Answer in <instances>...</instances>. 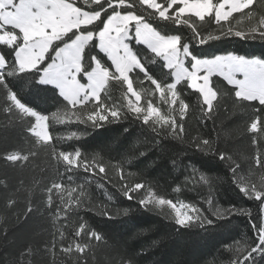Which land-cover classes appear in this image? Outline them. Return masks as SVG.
Masks as SVG:
<instances>
[{
    "label": "trees",
    "instance_id": "16d2710c",
    "mask_svg": "<svg viewBox=\"0 0 264 264\" xmlns=\"http://www.w3.org/2000/svg\"><path fill=\"white\" fill-rule=\"evenodd\" d=\"M162 2L158 0V3ZM216 2L213 0V3ZM128 3H132V0H126V5ZM136 5L140 12L147 7L140 6L139 0H136ZM76 6L84 10L96 7L84 5L83 0H77ZM118 11L127 14L123 9ZM249 11L251 16L245 14ZM261 18H264V0H253L249 9L233 13L228 21H221L220 24L225 28L231 26L233 32H247ZM101 19L107 21L103 11ZM150 22L162 34L181 35L182 45L188 43L190 52L197 58H212L211 55L224 51L264 58V41L257 39L229 37L198 45L192 38L193 28L202 36L219 35L220 24L215 22L214 15L206 16L204 21L192 16L189 25L182 22L179 25L156 20ZM81 27H87L97 34L103 29V24L97 20L93 25ZM16 32L17 43L22 45V34H19V30ZM129 44L144 69L134 68L129 73L133 90L140 99L135 100L133 94L128 92L127 83L110 78L100 93V100L119 107L121 114L126 116L115 123L90 129L87 136L80 135L84 126L78 117L81 111L86 114L99 101L92 98L87 107L68 104L54 85L39 82V73L35 71L5 75L7 89L0 87V264H77V261L78 264H128L125 257L133 258L135 264H232V261L242 260L250 247L259 242V232L253 225L264 224V211H261L260 201L254 196L249 198L239 191L229 165L240 166L238 174L245 178L243 186H264V168L256 164L258 159L264 157V132L259 130L262 125L257 119L260 114L256 111L260 105L258 102L234 103L235 86L228 85L218 74L211 77V86L217 93L212 109L204 105L198 92L188 87L190 82L186 78L177 83L178 95L176 102L172 103L171 93L167 92L166 87L163 93L158 91L148 76L166 86L174 83L173 70L166 67L162 55L157 56L147 45L138 43L133 31ZM0 55L5 56L11 68L15 59L14 46L0 43ZM93 55L101 61L102 66L108 67L111 77L115 67L109 56L100 49L97 37H93L85 46V70L91 68ZM190 61L191 56H187V68H191ZM82 75L79 74V78L86 83L87 79ZM7 90L15 93L26 107L48 115L52 139L47 145L33 132L35 117L19 109L8 111L3 97ZM181 100L188 105L183 117L180 116ZM130 101L142 109L151 103L169 121L179 123L182 119L184 131L174 136L170 130L165 135L164 129L168 125L164 124L161 128V122L156 123L159 131L152 132L143 124L142 118L138 120L131 113ZM155 120L156 117H153L150 122ZM254 120L258 126L256 132L251 130ZM74 132L76 136L72 135ZM138 139L144 143L136 144V153L142 152L144 155L130 157L128 165L115 167L120 164V157ZM196 139H200L201 143L209 140L210 145L201 151L194 144ZM110 144L113 147L109 156L97 155L98 149ZM53 146L57 152L69 153L81 147L82 157L76 158L77 164L73 166L78 170L66 171V162L62 158H54ZM220 153L230 159H219ZM12 154L22 158L19 161L7 160L6 156ZM25 156L27 160L23 159ZM85 156L94 165L97 160H103L107 177L99 173L98 166L88 172L80 168L79 159ZM69 176L72 177L71 181ZM121 177L124 179L121 180ZM54 181L61 183L62 187L75 188L73 196L79 197L83 203L73 200L63 205L64 211L57 216L60 198L55 190L52 193L53 205L46 203L49 195L47 189ZM86 181L87 187L81 192ZM97 181L103 187H98ZM136 182L144 185V188L130 193L133 199L128 200L119 191L121 184L134 185ZM146 190L174 203L195 205L201 211L209 208L206 198H211L220 211L233 206L247 211L215 219L212 224L203 227L193 224L182 228L171 219L175 212L169 206L161 205L150 212L138 204ZM8 197L15 200L14 207L7 205ZM64 198L67 200V193ZM102 206L110 209L108 216H101L96 211L97 207ZM29 207L33 209L32 212L27 210ZM127 207L133 211L125 217L119 215ZM160 212L167 216L158 215ZM85 221L98 235L104 236L102 241L86 238L83 234L80 237L74 235L78 224ZM153 225L155 228L152 231L133 236L139 229ZM154 240L161 242L152 246ZM85 241L90 246H85ZM77 243L84 246V252L77 251ZM69 245L72 251L65 253L63 249ZM253 256L255 259L245 261V264H264V253L257 252Z\"/></svg>",
    "mask_w": 264,
    "mask_h": 264
},
{
    "label": "snow or ice",
    "instance_id": "6c2138e0",
    "mask_svg": "<svg viewBox=\"0 0 264 264\" xmlns=\"http://www.w3.org/2000/svg\"><path fill=\"white\" fill-rule=\"evenodd\" d=\"M77 0H0V30H3V34L0 35V43L8 46H14V64L11 68L8 67V63L4 55H0V87L7 89L5 82V75L12 76L15 73L25 72H38L39 82L54 85L59 94L63 97L68 104L84 105L87 107L90 99L94 98L99 103L94 104L85 114L81 111L78 119L81 125L84 127L80 132V135L87 136L90 129H96L102 127L105 123H115L116 121L124 118L126 114H121L119 107H113L107 105L104 101L100 100V92L107 84L110 78L122 80L127 83L128 92H133V84L129 79V73L134 68H139L143 71V65L141 61L137 59V55L134 54L127 43H124V39L128 37V22L135 21L134 33L138 43L147 45L149 49L157 56H164L167 61L166 67L168 69L182 68V72L175 73L177 83L182 78V75L190 81L188 87L198 92L202 98L204 105L208 109H212L213 101L217 97L216 91L209 86V78L215 73L223 77L228 85L235 86L234 97L236 98L234 103L243 102H258L260 108L256 109L259 120L262 127L259 129L264 132V58L261 57H246L236 54L232 51L219 52L211 55V59H198L189 50L188 43H181V35H166L157 30V27H153L150 22L152 20L172 22L179 25L181 22L184 25H189V21L192 16L198 17L200 21H204L205 17H213L217 24L221 21H228L229 17L233 13H240L244 9H249V6L253 4V0H217L213 3V0H163L162 3H158L157 0H139V5L147 7L144 12L137 10L136 0H132V3L126 5V0H83L84 5H95L96 7L90 10H84L81 6H76ZM107 5V8H105ZM123 9L127 14L121 15ZM110 10V14H109ZM151 10V11H149ZM102 11L107 16V22L101 19ZM147 13V16L145 15ZM191 14V15H187ZM251 16V12L245 13ZM99 20L103 24V30L99 31L98 36L100 39V49L107 52L112 64L115 66V72L109 73L108 67L101 65V61L97 59L95 55L91 57L92 66L87 68L84 62L85 46L89 41L93 40V30L88 29V25H93L94 21ZM120 20L123 22L122 26L117 25L115 31L117 37L108 35L113 30V22ZM98 27V25L96 26ZM74 29L76 31H74ZM22 34L23 46L17 43L18 33ZM33 31L41 34H47L51 38L47 41V46L41 50L38 47L40 37L33 36ZM193 31V39L197 41L198 45H205L213 41H219L221 39L236 37L240 39H257L264 41V18L259 19L258 23L254 27H250L247 32L237 30L233 32L231 26L225 28L223 24H220L219 35L202 36L195 28ZM80 33V34H78ZM120 34H123L122 36ZM54 42H59L55 43ZM63 44V47L60 45ZM179 45V48H178ZM51 48V52H50ZM123 48L124 56H119L120 49ZM180 49L184 57L191 56V69L189 72L186 68H183V60L180 59ZM25 53H27L25 55ZM54 53V55H53ZM46 54L47 59H46ZM26 56H31L29 61L25 60ZM47 60L51 62L48 63ZM59 61V63H57ZM175 61V63H174ZM93 62L95 66H93ZM75 63V67H73ZM75 74L73 79L69 75V70ZM204 70L205 75L198 76V73ZM77 74H83L87 77L88 83H79L77 80ZM116 74H119L118 76ZM81 77V78H82ZM242 77V78H239ZM151 83L156 86L158 91L163 93L164 87L167 92L171 93L172 103L176 102L177 98V83H169L166 86H162L157 83V80L148 76ZM202 80V83L199 82ZM133 95H136L133 93ZM4 97V104L7 106L8 111L13 109H19L22 113L28 116L35 117L36 123L34 128H39V131L35 132V135L39 137L46 145L51 141L52 137L49 135L45 121H48V115L39 114L33 111L31 108L26 107L17 98L16 94L10 90H7V94ZM139 95H136V100L139 101ZM7 101V103H5ZM183 100L180 101V116L183 117L184 109L187 108ZM129 109L131 113L140 120L142 118L143 124L147 125L152 132H158L156 123H161V128L164 124L168 125L167 129H164V134L168 135L171 130L172 135L178 136L180 132L184 131L183 120L179 123L176 121H169L166 116H161L159 110L151 103L147 105L146 109L137 107L129 102ZM153 117H156L154 122H150ZM257 122L254 120L251 123V130L257 131ZM76 136V133H72ZM144 143V141L136 140L131 146L128 152L124 153L120 157V164L115 166L117 168L126 166L129 163L130 157H137V155H144V153H136V144ZM194 144L199 146L201 151L205 147L210 145L209 140L196 139ZM113 145H107L98 149L97 155L103 154L109 156V152ZM53 156L56 159H61L66 162V171H77L73 166L77 164L76 158L82 157L81 147H77L74 153L66 151L57 152L55 146L52 147ZM22 157L18 154L7 155L6 159L9 161H19ZM23 159L27 160L25 156ZM219 159L226 161L230 157L224 153L219 154ZM256 164L261 168H264V157H261L256 161ZM99 168V173H104L107 177L105 163L103 160H97L96 164H92L88 157L85 156L79 159V167L85 172L92 170L93 168ZM232 175L235 178V184L239 187V191L246 197H255L257 201H260L261 211H264V186L257 188L255 184L250 186H243L245 184V178L238 174L239 165L232 167ZM102 177L101 179H104ZM72 177L69 176V181ZM124 177H121L123 180ZM98 187H103L99 181L96 182ZM87 187V181L85 186L81 188V192ZM144 188L139 182L132 184H121L119 191L128 200H132L133 197L130 193H136ZM53 190L55 194L59 196L60 201L57 207L59 211L56 215L59 216L60 212L64 211L63 205L75 200L77 203H83L79 197H74L73 193L76 192L75 188L69 189L62 187L59 182H52L51 186L47 189L49 193L46 203L52 206L54 203ZM65 193H67V200H65ZM111 199V197H109ZM206 203L209 208L205 211H201L195 205L181 204L179 207L170 199H163L155 194L146 190V194L139 198L138 204L144 207L146 210L153 212L158 206L167 205L174 212L175 216L171 219L174 220V224L180 227H188L189 225L205 226L212 224L215 219H224L233 213H243L247 210L243 208H237L235 206L231 208H225L220 211L216 203L211 198H206ZM7 205L9 207L15 206V200L12 197H8ZM32 212L33 209L29 207L27 209ZM39 211V208L36 209ZM96 211L101 216H108L110 209L107 206L97 207ZM133 211L129 207L124 208L122 213L123 217L128 216ZM194 213L190 215L189 212ZM158 215H165L166 213H157ZM211 216V219L209 218ZM195 219V223H193ZM259 232L258 243L250 247L248 254L243 259H237L232 261V264H245V261L254 260V253H264V224L259 226L253 225ZM155 226L139 229L133 236H141L144 233L152 231ZM83 234L86 238L90 237L96 241H102L103 235H98L97 231H93L91 225L87 222H81L78 224V229L74 235L80 237ZM163 239V238H162ZM161 240H154L152 246L159 244ZM85 246H90L87 241L83 242ZM78 252H84V246L81 243L76 244ZM65 253L72 251L71 245L64 248ZM86 254V252H85ZM128 264H135V261L131 257H125ZM79 260V258H78ZM78 264V261H77Z\"/></svg>",
    "mask_w": 264,
    "mask_h": 264
},
{
    "label": "rangeland",
    "instance_id": "374dc122",
    "mask_svg": "<svg viewBox=\"0 0 264 264\" xmlns=\"http://www.w3.org/2000/svg\"><path fill=\"white\" fill-rule=\"evenodd\" d=\"M157 2H158V0H157ZM122 16L123 15H125V14H121ZM107 22V21H106ZM122 24H123V22L122 21H120V20H117V21H114L113 22V30L108 34V35H110V36H112V37H117L118 36V34H117V32L115 31V28H116V26L117 25H121L122 26ZM134 27H135V21H129L128 22V37L127 38H125L124 39V43H127L128 45H129V49L133 52V50L131 49V47H130V44H129V39L132 37V31H133V35L135 36V33H134ZM103 29H101L100 31H102ZM99 33V32H98ZM98 33L97 34H95V33H93L94 34V36L93 37H97L98 38V42L100 43V39H99V36H98ZM3 34V31L2 30H0V35H2ZM33 36H37V37H40V39H39V43H38V47L41 49V50H43V48H45L46 46H47V41L51 38L50 36H48L47 34H41V33H39V32H36V31H33ZM121 36L123 35V34H120ZM136 38V37H135ZM21 46H23V44L21 45ZM61 47H63V46H61ZM99 47H100V44H99ZM178 48H179V45H178ZM107 55H108V53L107 52H105ZM134 53V52H133ZM27 53H25V55H26ZM135 54V53H134ZM118 55L119 56H124V50H123V48H121L120 49V51H119V53H118ZM109 56V55H108ZM163 57V56H162ZM110 58V57H109ZM31 59V56H26L25 57V60L26 61H29ZM137 59H139L138 57H137ZM180 59H182L183 60V65L185 66V59H186V57H184L183 56V53H182V49H180ZM198 59H211V58H198ZM140 60V59H139ZM166 62V61H165ZM57 63H59V61H57ZM174 63H175V61H174ZM114 65V64H113ZM94 66H95V64H94ZM73 67H75V63H73ZM115 67V66H114ZM186 67V66H185ZM184 67V68H185ZM187 68V67H186ZM190 70L192 71V69L190 68ZM190 71V72H191ZM174 72V71H173ZM177 72H182V68H176V70H175V73H177ZM175 73H174V75H175ZM206 73L204 72V70L203 69H201V71L198 73V76H203V75H205ZM215 74V73H214ZM213 74V75H214ZM69 75L74 79L75 78V74L71 71V69L69 70ZM212 75V76H213ZM211 76V77H212ZM86 77V76H85ZM211 77L209 78V86L212 88V86H211ZM175 78H176V75H175ZM183 78H185L183 75H182V78L181 79H183ZM239 78H242V77H239ZM86 79H87V77H86ZM129 79H130V76H129ZM180 79V80H181ZM77 80L79 81V83H83L81 80H80V78H79V74H77ZM179 80V81H180ZM131 81V80H130ZM190 82V81H189ZM199 82H201L202 83V80H200ZM86 83H88V81L86 82ZM85 83V84H86ZM174 83H177V80H175V82ZM213 89V88H212ZM213 91H215L214 89H213ZM133 93H135L136 95H138L134 90H133V92H132V94ZM136 95H133L134 96V99L136 100ZM45 123V125L47 126V129H48V122L47 121H45L44 122ZM40 129L39 128H34L33 129V132L35 133L36 131H39ZM48 131H49V129H48ZM49 135H50V132H49ZM51 136V135H50ZM177 204V206L179 207L181 204H185V203H183V202H181V203H176ZM189 214L190 215H193L194 216V213H192L191 211L189 212Z\"/></svg>",
    "mask_w": 264,
    "mask_h": 264
},
{
    "label": "crops",
    "instance_id": "0c3cea01",
    "mask_svg": "<svg viewBox=\"0 0 264 264\" xmlns=\"http://www.w3.org/2000/svg\"><path fill=\"white\" fill-rule=\"evenodd\" d=\"M94 36V35H93ZM100 44V43H99ZM163 58H164V56H163ZM166 61V60H165ZM166 64H167V61H166ZM185 66L183 65V68H184ZM186 68V67H185ZM173 69V71H174V73H175V70H176V67H174V68H172ZM189 72L191 71L190 69H188V68H186ZM175 80H176V78H175V75H174V82H175ZM101 93V92H100Z\"/></svg>",
    "mask_w": 264,
    "mask_h": 264
}]
</instances>
